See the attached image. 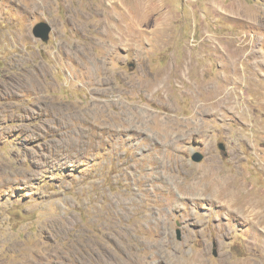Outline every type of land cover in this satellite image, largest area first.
Listing matches in <instances>:
<instances>
[{
    "label": "rangeland",
    "instance_id": "obj_1",
    "mask_svg": "<svg viewBox=\"0 0 264 264\" xmlns=\"http://www.w3.org/2000/svg\"><path fill=\"white\" fill-rule=\"evenodd\" d=\"M129 9L0 0V264H264V0Z\"/></svg>",
    "mask_w": 264,
    "mask_h": 264
},
{
    "label": "bare ground",
    "instance_id": "obj_2",
    "mask_svg": "<svg viewBox=\"0 0 264 264\" xmlns=\"http://www.w3.org/2000/svg\"><path fill=\"white\" fill-rule=\"evenodd\" d=\"M110 1H115V0H110ZM129 2V8H131V10L129 9V12H125L124 17H129L130 20V25H132V22L134 23L135 17L137 14L143 13V11L146 9L147 5L150 4L151 0H127ZM160 1V0H159ZM104 3V2H103ZM160 3V2H159ZM162 3V2H161ZM157 4V3H156ZM155 4V5H156ZM154 5V4H153ZM160 5V4H159ZM106 6V5H105ZM157 7V6H156ZM162 7V6H161ZM150 9V8H149ZM148 9V10H149ZM156 9V8H155ZM163 9V8H161ZM153 12V11H152ZM151 12V13H152ZM243 16V15H242ZM112 17V16H111ZM119 17V16H118ZM151 17V16H150ZM109 19V18H108ZM106 19V20H108ZM151 19V18H150ZM157 19V18H156ZM105 20V21H106ZM116 20V19H115ZM114 20V21H115ZM156 21V20H155ZM110 22V19H109ZM152 22V21H151ZM154 22V20H153ZM152 22V23H153ZM157 22V21H156ZM118 21L116 23V26L118 25ZM134 25V24H133ZM149 26V25H148ZM115 27V26H114ZM108 28V27H106ZM119 28V27H118ZM119 30V29H118ZM114 32V29L112 30ZM121 31V30H119ZM119 32H117L116 34H118ZM132 33V32H131ZM109 34V33H107ZM119 35V34H118ZM125 32H121V38H119V40L122 42L125 39ZM116 36V35H115ZM130 37V36H129ZM189 70L188 68V64H184V66L182 67L180 73L183 74L186 73ZM187 75V74H186ZM181 77V76H180ZM13 85V83L11 84ZM15 87H9V93H13ZM7 89L5 88V91ZM210 92V91H209ZM6 93V92H5ZM8 93V91H7ZM15 93V92H14ZM222 99V98H221ZM223 100V99H222ZM264 115V114H263ZM220 173V171H219ZM212 175V174H211ZM225 179V178H224ZM227 179H225L226 181ZM229 181V180H228ZM227 181V182H228ZM231 181V180H230ZM246 182V181H245ZM214 183V181H213ZM196 184V183H195ZM199 184V183H197ZM201 184V183H200ZM218 184L215 185V190H217ZM245 186V185H244ZM208 187V186H207ZM219 187V186H218ZM240 187V186H239ZM197 188V187H196ZM195 188V189H196ZM209 188V187H208ZM220 189L217 190L219 191V195L222 197L224 195V197H222V200L231 203V211L234 210L236 213H239V215L241 214L242 217L245 218V220L249 221L250 224H254L255 226H259L262 227L264 225V204L261 203V201L257 198L258 196H256L255 194L252 193H247V195L245 197L241 196V195H236L234 193H232V191L230 190V188H228V186L223 185L222 187H219ZM200 189V188H199ZM244 189V188H243ZM201 190V189H200ZM240 190V189H239ZM205 191V190H203ZM231 192V193H230ZM240 192V191H239ZM199 193V192H198ZM215 193V192H214ZM201 194V193H200ZM204 194V192H203ZM212 195V194H211ZM213 196V195H212ZM262 197V196H261ZM208 198V197H207ZM211 198V197H210ZM217 198V197H216ZM215 198V199H216ZM219 199V197H218ZM262 199V198H261ZM212 200V199H211ZM234 201V202H233ZM230 206V205H228ZM226 210V209H225ZM230 213V212H228ZM237 215V214H236ZM244 220V221H245ZM231 225V224H230ZM252 225V226H254ZM261 229V228H260ZM264 229V227H263ZM258 230V229H257ZM262 233V232H261ZM178 257V256H177ZM176 261L177 264H194V262L196 261V258L193 257H187L184 256L183 254H180V256ZM260 260H258L259 262ZM248 263V262H247ZM195 264H197L195 262ZM256 264H258L256 262ZM262 264V263H261Z\"/></svg>",
    "mask_w": 264,
    "mask_h": 264
},
{
    "label": "water",
    "instance_id": "obj_3",
    "mask_svg": "<svg viewBox=\"0 0 264 264\" xmlns=\"http://www.w3.org/2000/svg\"><path fill=\"white\" fill-rule=\"evenodd\" d=\"M51 33L52 27L45 22L38 23L33 28V35L44 43H47L50 40ZM192 158L194 162L200 163L204 157L200 153H194Z\"/></svg>",
    "mask_w": 264,
    "mask_h": 264
}]
</instances>
